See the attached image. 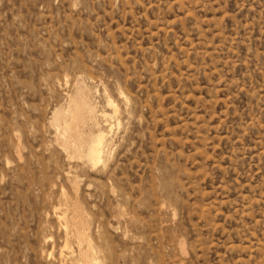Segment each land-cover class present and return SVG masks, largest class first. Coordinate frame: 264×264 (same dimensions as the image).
Returning <instances> with one entry per match:
<instances>
[{"label":"rangeland","instance_id":"374dc122","mask_svg":"<svg viewBox=\"0 0 264 264\" xmlns=\"http://www.w3.org/2000/svg\"><path fill=\"white\" fill-rule=\"evenodd\" d=\"M78 78L119 109L96 168L57 145ZM63 195L93 263L264 264V0H0V264H58Z\"/></svg>","mask_w":264,"mask_h":264},{"label":"bare ground","instance_id":"6f19581e","mask_svg":"<svg viewBox=\"0 0 264 264\" xmlns=\"http://www.w3.org/2000/svg\"><path fill=\"white\" fill-rule=\"evenodd\" d=\"M84 85L80 84V79L78 78L72 85L74 96H71L70 98L68 97L69 101H68L66 108H61L57 110L56 112H54L56 114V119H57L56 129H57L58 137L56 138V140L58 143L57 145H59L58 148L60 147L61 152H63L66 155V157L71 156L74 159L75 158L78 159L83 164H86L87 166L91 168H96L99 165H102V164L104 165L106 163L107 154H106L105 149L108 148V146L112 144V143L109 144V138H110L111 132L113 131L114 126L120 125L121 121L119 120V116H117V113L119 110L118 105L107 94L105 95V98H106L105 100L107 101V104H108L107 107L108 108L111 107V111L110 113L108 112L106 113V111L102 110L103 112L99 114L91 100L90 91L86 87H84ZM58 91L59 90H57V92ZM117 96H119L122 102L128 101V97L123 92H120L119 95ZM124 107L126 108L125 105ZM108 155H111V154H108ZM74 179H75V176H74ZM77 185L78 184H74L75 189H77L78 187ZM63 201H64L63 206L65 205V207H62V208L59 207L56 210L54 209V212H53V215L56 218L55 220L63 224L62 241L59 243V248H58V253H57L58 264H63V261H64L63 259L65 257H67V259L73 257L74 252L72 251L69 252L70 250L67 251V249H70L72 247L70 245L73 243L77 245L78 262L83 263V264L84 263L85 264H95V263L98 264L97 261L96 262L94 261L95 263L91 262L92 260H95V258H93L95 255H93L94 250L90 243L91 240L88 234L89 230L87 232V229L89 228L88 219L85 218L86 215L85 216L83 215L85 211H83V208L80 206V203L77 201V198L76 200L74 199V201H71L70 199H67L64 196ZM60 203L61 202H59V204ZM51 238H52L51 235L48 234V235H45L44 238L42 239H43V242L47 245ZM48 255L53 256V252L52 253L50 252Z\"/></svg>","mask_w":264,"mask_h":264}]
</instances>
